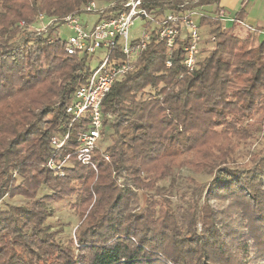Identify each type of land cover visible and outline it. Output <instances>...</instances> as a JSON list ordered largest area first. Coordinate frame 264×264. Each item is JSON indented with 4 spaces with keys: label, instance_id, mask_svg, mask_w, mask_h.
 <instances>
[{
    "label": "trees",
    "instance_id": "trees-1",
    "mask_svg": "<svg viewBox=\"0 0 264 264\" xmlns=\"http://www.w3.org/2000/svg\"><path fill=\"white\" fill-rule=\"evenodd\" d=\"M92 1L118 0H0V264H264V40L218 17L197 21L214 48L203 55L200 45L193 71L188 38L169 49L153 29L135 70L103 101L98 173L74 159L63 177L48 167L93 56H70L29 26L80 16ZM219 2L144 7L162 17ZM182 171L210 180L175 189L169 180ZM64 203L77 218L68 237L50 210Z\"/></svg>",
    "mask_w": 264,
    "mask_h": 264
},
{
    "label": "built area",
    "instance_id": "built-area-1",
    "mask_svg": "<svg viewBox=\"0 0 264 264\" xmlns=\"http://www.w3.org/2000/svg\"><path fill=\"white\" fill-rule=\"evenodd\" d=\"M145 1L118 0L104 6L92 1L83 11L99 15L91 27L84 25L80 16H68L61 21L51 19L47 24L44 23L46 19L44 16L38 18L39 26L38 29L34 28V32L42 33L55 27V41L65 44L68 55L88 54L95 57L99 50L104 51V59L93 69L86 84L75 92L67 108L72 123L69 126L64 124L63 131L51 139L56 153L49 160L48 167L61 177L64 176V169L70 165L72 159L98 173L94 156L104 126L103 101L117 82L135 70L137 58L147 50L154 28H158L160 42L165 43L169 49H172L178 38L184 34L189 40L185 48L184 65L189 71H193L198 64L202 37L195 19L196 14L167 13L157 17L144 7ZM136 20H141L146 25L140 37L132 40L130 31ZM220 21H225L223 12L220 13ZM231 21L235 23V19ZM238 24L243 25L241 21ZM21 26H25V23L22 22ZM62 26L70 32L68 39L61 36ZM252 32L255 31L252 29ZM76 125L80 128L74 135ZM73 137L76 144H73L75 142ZM71 147H74V152L63 156L62 151ZM103 156L105 160H109L108 154Z\"/></svg>",
    "mask_w": 264,
    "mask_h": 264
},
{
    "label": "rangeland",
    "instance_id": "rangeland-1",
    "mask_svg": "<svg viewBox=\"0 0 264 264\" xmlns=\"http://www.w3.org/2000/svg\"><path fill=\"white\" fill-rule=\"evenodd\" d=\"M95 2H97L100 6L107 5V3H102L99 1H95ZM198 15L200 17L203 16V14H198ZM80 18H81L82 23L84 25L91 27L96 23V21L99 18V15L96 13H88V14L87 13H81ZM48 22H49V19L46 18L44 23L47 24ZM145 25H146V23L141 21V20L135 21L134 27L130 31V36H131L132 40L138 39L140 37L142 31L145 28L144 27ZM38 26H39L38 24H33V25L29 26V30L34 32L35 31L34 28L38 29ZM55 31H51L49 28L46 32H42V33L49 34L52 37V39L55 41V39H56L55 38ZM60 33H61V36L63 39H68V37L70 36V32L64 26H62L60 28ZM201 37H202L201 51H202L203 55H206L211 49L214 48V42H212V40L210 38L208 28L202 29ZM103 59H104V51H103V49H101L98 51L96 56L93 57V60L91 63L92 69H95ZM260 142H261L260 137H258L257 139L251 140L248 143L246 150L247 151L248 150L254 151V149H256L258 147V144ZM243 160L244 159H242L240 161L243 162ZM247 160H249L248 157L246 158L245 161H247ZM190 180H195L199 183H205V182H208L210 180V177H208V176H195V175H193L187 171H182V172H179L174 179L169 180V184H171L174 181L175 189L184 190L185 187H187V185L190 184V182H191ZM6 202H9L11 204L20 203V201H18V200L9 201L8 199L6 200ZM175 202L177 203V200H175ZM2 207L3 206L0 204V208H2ZM50 210H52L54 212L53 221L59 220L61 222L67 223V225L69 224L65 229V235L67 237L70 235H74L75 231H76L77 218L69 210V208L67 207V204L64 203V204H60L58 206H54Z\"/></svg>",
    "mask_w": 264,
    "mask_h": 264
},
{
    "label": "crops",
    "instance_id": "crops-1",
    "mask_svg": "<svg viewBox=\"0 0 264 264\" xmlns=\"http://www.w3.org/2000/svg\"><path fill=\"white\" fill-rule=\"evenodd\" d=\"M240 11L243 25L234 26L231 20L235 19ZM221 12L224 13L225 21L221 22L225 28L233 29L240 36L255 35L259 41L264 40V0H220L217 4L199 7L194 11L196 20L202 17L198 14L220 19ZM252 29L255 32H252Z\"/></svg>",
    "mask_w": 264,
    "mask_h": 264
}]
</instances>
